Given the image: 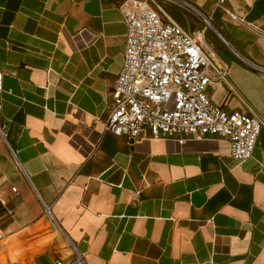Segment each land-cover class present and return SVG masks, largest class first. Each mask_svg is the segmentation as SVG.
I'll return each mask as SVG.
<instances>
[{
  "label": "crops",
  "instance_id": "crops-1",
  "mask_svg": "<svg viewBox=\"0 0 264 264\" xmlns=\"http://www.w3.org/2000/svg\"><path fill=\"white\" fill-rule=\"evenodd\" d=\"M187 1L224 39L205 34L228 67L212 103L264 117V0H228L242 22ZM118 3L0 0V264H70V245L83 264H264V130L241 163L225 139L105 131Z\"/></svg>",
  "mask_w": 264,
  "mask_h": 264
},
{
  "label": "built area",
  "instance_id": "built-area-1",
  "mask_svg": "<svg viewBox=\"0 0 264 264\" xmlns=\"http://www.w3.org/2000/svg\"><path fill=\"white\" fill-rule=\"evenodd\" d=\"M227 1L214 0L213 11L242 22L226 9ZM163 5L196 17L202 29H185ZM118 11L127 33L105 131L117 137L159 138L179 145L225 139L233 160L249 159L264 130V117L228 113L212 103L207 89L213 83H228V67L206 41L211 24L204 14L187 0H119ZM253 68L264 73V68ZM2 79L0 70V94ZM70 248L75 256L70 264H83L75 247Z\"/></svg>",
  "mask_w": 264,
  "mask_h": 264
},
{
  "label": "rangeland",
  "instance_id": "rangeland-1",
  "mask_svg": "<svg viewBox=\"0 0 264 264\" xmlns=\"http://www.w3.org/2000/svg\"><path fill=\"white\" fill-rule=\"evenodd\" d=\"M163 8L165 10V12L171 17L173 18V20L177 21L179 24H181L184 28H192V26H194V24H200L201 22L199 20H197L196 18H194L192 15L187 14L175 7L169 6V5H163ZM191 18V20H190ZM210 32H212L211 28L209 29ZM210 33L207 35L208 40L211 41V39L209 38ZM216 40L214 42L215 45H217V43H220V45L226 49L225 44L220 40V38H218L216 36Z\"/></svg>",
  "mask_w": 264,
  "mask_h": 264
},
{
  "label": "water",
  "instance_id": "water-1",
  "mask_svg": "<svg viewBox=\"0 0 264 264\" xmlns=\"http://www.w3.org/2000/svg\"><path fill=\"white\" fill-rule=\"evenodd\" d=\"M211 26V28L214 30V32L222 39V37L220 36V34L216 31V29L212 26V25H210ZM222 40H224V39H222Z\"/></svg>",
  "mask_w": 264,
  "mask_h": 264
},
{
  "label": "bare ground",
  "instance_id": "bare-ground-1",
  "mask_svg": "<svg viewBox=\"0 0 264 264\" xmlns=\"http://www.w3.org/2000/svg\"><path fill=\"white\" fill-rule=\"evenodd\" d=\"M219 37V36H218ZM228 46V45H227Z\"/></svg>",
  "mask_w": 264,
  "mask_h": 264
}]
</instances>
